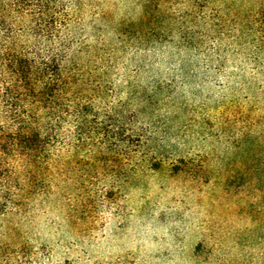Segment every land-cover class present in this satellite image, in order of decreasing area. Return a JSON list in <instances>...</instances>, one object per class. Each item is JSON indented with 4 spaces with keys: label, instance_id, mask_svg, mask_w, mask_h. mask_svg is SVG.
I'll return each mask as SVG.
<instances>
[{
    "label": "rangeland",
    "instance_id": "rangeland-1",
    "mask_svg": "<svg viewBox=\"0 0 264 264\" xmlns=\"http://www.w3.org/2000/svg\"><path fill=\"white\" fill-rule=\"evenodd\" d=\"M91 2L84 33L100 109L141 141L67 167L26 211L0 220V248L32 264H264V56L232 31L196 39L206 27L181 18L175 0L147 22L146 48H122L114 27L139 16L136 1Z\"/></svg>",
    "mask_w": 264,
    "mask_h": 264
},
{
    "label": "trees",
    "instance_id": "trees-1",
    "mask_svg": "<svg viewBox=\"0 0 264 264\" xmlns=\"http://www.w3.org/2000/svg\"><path fill=\"white\" fill-rule=\"evenodd\" d=\"M135 1L139 16L114 27L122 48L131 39L136 48H146L147 22L165 16L170 3ZM229 1L237 0H175V6L186 7L181 18L206 27L196 39L215 41L232 31L234 40L251 37L253 52L264 56V0H243L255 7L237 12ZM88 4L91 0H0V220L26 211L31 196L45 192L67 167H93L108 144L141 141L131 127L119 137L123 125L100 109L102 80L88 68L96 61L84 33ZM103 26L92 24L99 33ZM188 38L181 37L192 48ZM9 255L0 248V264H32L27 258L11 262Z\"/></svg>",
    "mask_w": 264,
    "mask_h": 264
}]
</instances>
